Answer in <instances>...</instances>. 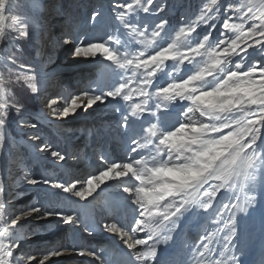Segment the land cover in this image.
<instances>
[{
  "label": "snow or ice",
  "instance_id": "snow-or-ice-1",
  "mask_svg": "<svg viewBox=\"0 0 264 264\" xmlns=\"http://www.w3.org/2000/svg\"><path fill=\"white\" fill-rule=\"evenodd\" d=\"M38 7L0 0V157L15 125L35 158L77 167L81 155L58 149L39 122L71 139L69 118L101 109L115 115L96 135L123 155L102 149L93 171L67 180L27 164L19 179L0 169V264H176V248L179 264H248L240 214L259 213L264 246V0H97L90 28H73L69 15L52 40L101 69L76 91L37 45L48 32ZM29 47L39 60L26 59ZM193 220L206 227L190 236ZM70 229L116 238L111 255L63 241L29 247L41 232Z\"/></svg>",
  "mask_w": 264,
  "mask_h": 264
},
{
  "label": "rangeland",
  "instance_id": "rangeland-1",
  "mask_svg": "<svg viewBox=\"0 0 264 264\" xmlns=\"http://www.w3.org/2000/svg\"><path fill=\"white\" fill-rule=\"evenodd\" d=\"M58 1L59 0H43V2H41V0H40L39 1V7L32 9L37 22L42 23L48 27V32L45 33L41 39L37 40V45L45 53L48 51L53 52V58H54V54L56 55V53H60V54H64V57H66L70 60L73 59L77 64L81 65V68L78 70L79 71V73H78V71L75 69V67L69 68V65L66 62L61 63L60 60L55 61L56 65H58V67L56 68V71L59 75L60 81L62 82V88L67 89L68 91H75L76 89L73 90V88H71V84L73 86V84L76 83V84H79L80 86L83 87L84 84L88 83L90 79H93L97 75H99L101 69L95 63L90 62L88 59H85V58H75L74 59L72 57V55L68 56L66 54L67 48L65 49L63 47H55L54 44L52 43V40L54 39L53 35L56 32L51 30L53 22L50 19H52L53 15L57 14V10L55 8H57L59 11H61V9H62L61 5L58 4ZM73 1L75 3V6H72V7H74L73 10H75V12H76V14L74 16V17H76V20H75L76 26L73 28L78 29L81 27H85L84 20L88 15L89 7L93 4L92 2L96 3L97 0H94V1L93 0H73ZM70 2H72V1L62 3V4L63 5L67 4V6L70 8L71 7ZM15 3L21 9H23L26 5L31 6V0H15ZM191 3L193 5V7H195L199 3V0H191ZM50 5H52V6L50 7ZM77 9H78V11H77ZM66 11L68 12V10H66ZM90 27H91V21H88V25H87V27H85V30H87V28H90ZM48 33H51V36H49ZM97 34L100 35L102 33H97ZM45 37H47V40H48V42L46 43V46L44 45V38ZM28 52L31 53V55L26 56V59H28L29 61H31L33 59H36V60L40 59V57L35 56V49L34 48L29 47ZM54 66L55 65H47L46 70L51 71ZM67 74H69V75H67ZM75 74H77V75L75 76ZM73 77L77 78L76 79L77 82L69 81L71 84L66 83V82L63 83V81L72 79ZM53 84H55V81H53ZM68 85L70 86L69 89L67 88ZM40 103H41L40 101H37V105H40ZM37 110H38V108H30V111H32V112H35ZM102 110H104V109H102ZM89 112H90V114L80 112V113H78L77 117H75V118L70 117L69 118V122L65 124V129L70 130L73 133L71 139H67L64 136L59 135L58 130L55 126H50L47 122H44V121L39 122L40 128H41L40 134L42 136H44L46 139L52 141L58 149L66 150L69 154L74 153V152L77 153V151H75V143H74L76 138L85 137L86 138V141H85L86 145L90 144L92 142V140H95L97 148L96 147L95 148L84 147V148H82V150L79 153L82 157L81 161L85 160L86 163H87V161L90 162V160H86V158H88L90 156L89 154L91 151L94 150V151H97V153H98L103 148H105L103 145V137L104 136L98 137L96 135V133H97L98 129L106 128V124L105 123L98 124V123L93 122V120L102 119L104 116H106V117L112 116V118L109 119V121H111L114 118L113 116L115 114H113L111 112L106 113L107 110L102 111V112H98V111L92 112L91 110H89ZM87 116L91 117V119L89 121H88ZM59 123H64V122H59ZM25 131H27V130H25ZM90 131L92 133L91 140L89 139V132ZM9 133H10V138H11L10 143H9V153L10 154L8 155V157L6 159L3 157H0V169L10 170L11 175L14 172V170H16V171L20 172V175H22L21 170L27 164L28 166L31 167L32 172L34 174L49 175V176H53V177L63 176V178L66 180L72 179L74 177H78V176H75L73 174V171H70V169H68V168L58 169V168H56L55 165L50 164L49 160H39V159L35 158L34 154H33V150L27 146V143H26L27 142V136L24 133H21L15 125H13V127L9 129ZM77 140L83 141L84 139L81 138V139H77ZM40 155H43V154H40ZM73 164H75V163H73ZM94 166L95 165H90L91 168H94ZM16 179H19V177H16ZM18 187H25V186L24 185H18ZM24 199H26L25 202H27L28 197L26 196ZM25 202L18 201V204H22ZM64 203L68 207H72V208L77 206V204L73 203L71 200L65 201ZM257 213H256L255 217L254 216L253 217H244L243 214H240L238 216V220H239L238 232L241 236L242 242L245 241L247 248L251 251V257H254L256 259L257 264H264V254L261 253L262 249L264 250V246H262L261 238H260V234H259L260 228H259V224L257 221V216L259 217V213L258 214ZM198 221L199 222L201 221V224H199ZM202 221L203 220H193V221L189 222L187 231H189L190 236H195V234L197 233L196 228L198 227V225H201V229H200L201 231L204 229V227H206L205 222L203 221V223H202ZM257 229L259 230V232L257 231ZM76 231H78V232H80V234H82L80 236V240H82V241H80V242H84L86 240L85 235L88 233H84L82 230H72V229H70L66 233H64L62 235L60 241H63L66 244H73V243L78 244L79 243V241L77 242V239H78L77 233L78 232H76ZM95 231H99V230H94L93 233ZM50 233H51V230H48L47 232H41L40 235L42 237L39 241V244H29V247H31L33 249L39 247L43 243L42 240L48 238ZM52 242L53 241H49V244H51ZM260 244H261V246H260ZM101 249L107 250L109 255H111V253H112V252H110L111 247H108L107 245L103 246V247H98L96 250L99 251ZM256 256H257V258H256ZM76 257H78V256H76ZM78 258H80V262L87 260V259H85V258L83 259L81 257H78Z\"/></svg>",
  "mask_w": 264,
  "mask_h": 264
},
{
  "label": "bare ground",
  "instance_id": "bare-ground-1",
  "mask_svg": "<svg viewBox=\"0 0 264 264\" xmlns=\"http://www.w3.org/2000/svg\"><path fill=\"white\" fill-rule=\"evenodd\" d=\"M69 1H72V2H70V6H75V3H74L73 0H59L58 1V4L61 5L62 9H61V11H59L57 8H55L57 10V14L53 15L52 19H50L53 22V25H52L51 30L54 31L55 29L62 28L63 26L64 27H67L66 24L68 22H66V21H68V18H69L68 16L70 15V13H69L70 8L67 6V4L63 5L62 3H66V2H69ZM41 2H43V0H41ZM31 3H32V0H31ZM92 3L94 4L95 2H92ZM72 9H74V7H72ZM64 10H68V12L67 13H64ZM77 11H78V9H77ZM71 18L74 19L75 18L74 15H72ZM60 34H61V32L58 35H53V38L56 37V36H59ZM47 42H48L47 37H45L44 38V45L45 46H46V43ZM65 47L66 46H63V48H65ZM66 51H67L66 54L68 56H71L70 52L68 51V48H67ZM53 59H54V61H57V60L59 61L60 60L61 63L62 62H66L69 65V68L70 67H75V69L77 71L81 68V65L77 64L73 59L70 60V59L64 57V54L56 53V55L54 54V58ZM78 73H79V71H78ZM77 74H75V76ZM67 75H69V74H67ZM76 79H77L76 77H73L72 79L63 81V83L66 82V83L71 84L69 81L77 82ZM69 87L70 86L68 85L67 88L69 89ZM81 87L82 86H80L79 84H76V83L73 84V86H71V88H73V90H75V89L78 90ZM102 111H105V110H102L101 109L98 112H102ZM106 113H110V111H107ZM87 117H88V121H89L91 119V117H89V116H87ZM111 118H112V116H107V117L104 116L102 119L93 120V122L98 123V124H103V123H105V121H109V119H111ZM81 138H83L84 140L83 141H78L77 140V139H81ZM105 139H107V143H105ZM85 141H86V138L85 137L76 138V140L74 141V143H75V151H77V153H80V151L82 150V148H84L86 146ZM103 145L105 147L103 149H107L109 151V154L110 155H113V154H114V156H122L123 155V153L120 151V149L118 147H116L114 149V151H113L114 141H112L111 137L104 136L103 137ZM95 153H97V151H94L93 150V151L90 152V154H89L90 156L88 158H86V160H90V162L87 161V163L85 162V160L84 161H79L77 163H76V161H70V163H75V164L78 165L77 167H74V168L70 169V171H73V174L75 176H78V177H83L88 172L93 171L94 168H91L90 165H95ZM18 173L20 174L19 171L14 170V172L12 173V177H15V178L18 177L17 176ZM106 194L107 193H105L104 195H106ZM25 201H26V199H24L22 202H25ZM257 221H259V217L258 216H257ZM198 223L201 224V221L200 222L198 221ZM202 223H203V221H202ZM258 224H259V228H260V223L258 222ZM196 229H197L196 231H201L200 230L201 229V225H198V227ZM76 232H78V231H76ZM64 233H66V232H62V230H61L60 233H53V232H51L48 238L42 240L43 243L39 247H45V246L49 245V241L59 242L61 240L62 235ZM81 235L82 234H80V232L77 233V236H78L77 237L78 238L77 239V242L79 241V243L77 245H82L84 247H89L90 246V247H93L95 249H97L98 247H103V246H106L107 245L108 247H111V249H110L111 251L110 252H112L113 249H114L113 240L116 239V238L109 236V234H106V233L101 232V231H95L93 234H86L85 235L86 240L84 242H80V241H82V240H80V236ZM243 242H245V241H243ZM260 246H261V244H260ZM246 250H247V254L243 258L248 262V264H255L256 263V259L254 257H251V251L248 248ZM261 253L262 254L264 253V250L263 249H262ZM84 258L85 259H88L87 257H84ZM256 258H257V256H256ZM60 259L65 260V261H69L70 264H79L80 263V258H78L76 256H72V257L65 256V257H62ZM170 259L175 260L176 261V264H179L180 260L182 259V253L180 252L179 248H176V249L171 250V252H170Z\"/></svg>",
  "mask_w": 264,
  "mask_h": 264
},
{
  "label": "trees",
  "instance_id": "trees-1",
  "mask_svg": "<svg viewBox=\"0 0 264 264\" xmlns=\"http://www.w3.org/2000/svg\"><path fill=\"white\" fill-rule=\"evenodd\" d=\"M27 52H28V49H27Z\"/></svg>",
  "mask_w": 264,
  "mask_h": 264
}]
</instances>
